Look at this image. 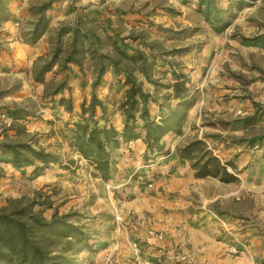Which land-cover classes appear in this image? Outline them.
<instances>
[{"label":"rangeland","instance_id":"obj_1","mask_svg":"<svg viewBox=\"0 0 264 264\" xmlns=\"http://www.w3.org/2000/svg\"><path fill=\"white\" fill-rule=\"evenodd\" d=\"M19 1L22 5L12 19L13 40L24 51L9 69L0 61V141L41 147L57 156L59 163L37 174L33 167L19 170L0 159V211L33 203V212L45 220L69 215L91 232L90 244L97 251L112 234L113 224L128 234L143 227L147 236L161 240L163 232L153 229L148 217L123 218L117 200L125 191L131 194L135 185L140 192L174 196L169 190L172 181H161L163 176L175 174L172 163L166 161L199 141L200 149L187 162L194 175L204 165L212 175L204 179L215 186H203L201 192L203 198H216L206 208L228 233L227 253L234 257L247 254L251 257L248 264H264V145L254 141L264 136V0H206L222 19L224 27L219 32L199 12L202 0H62L47 12L48 27L34 45L27 42L37 21L30 11L50 0H16L8 8ZM4 26L0 24V53L9 51L8 43L1 41ZM75 28L89 36L80 66L65 63ZM128 48L146 54L152 51L172 62L188 80L194 101L178 138L155 145L150 161L143 160L142 155H148L144 144L110 148L106 151L109 169L104 174L93 165L96 154L72 140L69 129L93 94L106 106L111 123L121 127L127 87L118 83L106 58L126 69L158 104L177 103L169 87L174 78L167 68L155 66L145 78L139 66L119 51ZM177 50L183 52L174 53ZM50 60L52 69L42 84H36L34 71ZM101 65L108 71L95 86ZM61 98L71 101L70 112L59 104ZM4 108L24 110L27 119L13 123L3 114ZM95 111L99 116L100 109ZM151 162H159L163 176L142 185ZM129 181L140 184L126 185ZM134 239L129 236V244L139 254ZM231 247L236 254L229 253ZM78 248L70 255L79 264H91L92 256Z\"/></svg>","mask_w":264,"mask_h":264},{"label":"trees","instance_id":"obj_2","mask_svg":"<svg viewBox=\"0 0 264 264\" xmlns=\"http://www.w3.org/2000/svg\"><path fill=\"white\" fill-rule=\"evenodd\" d=\"M15 1L0 0V24L10 19L8 5ZM61 1L50 0L36 9H31L30 12L37 16V21L29 33L27 42L30 45H34L43 36L50 20L47 12L55 9L56 4ZM198 8L211 28L215 32L221 31L224 24H220L222 19L218 17V11H213L214 8L206 0H202ZM72 34L70 52L65 63L80 66L81 57L87 52L86 43L89 41V36L83 33L80 28L72 30ZM119 51L127 61L139 66V70L145 78L149 77V70L155 66L167 68L166 71L174 78L173 84L169 87L172 89V97L177 103L174 106L158 104L155 99L142 90L141 85L135 82L126 69L119 68L117 63L106 58L114 68L113 72L118 83L127 87L124 101L121 104L124 116L121 127L118 128L111 123L106 113V106L93 94L88 107L82 104L79 120L72 122L71 129H69L72 140L82 142L87 149L96 154L97 158L92 161L93 165L104 174L108 173L109 169L107 149H119L123 145L137 140L146 146L148 155H143V160L150 161L148 157L152 154L155 145H158L166 137L178 134L194 101L190 94L188 80L175 70L172 62L152 51L148 54L133 48L119 49ZM181 52L183 51H174L177 54ZM52 66L53 62L50 60L36 69L33 81L36 84H42ZM107 71L108 68L101 65L97 71L95 86L99 84ZM166 101H169V98ZM59 104L66 105L67 111H71L70 100L65 101L61 98ZM150 104L155 107L151 109ZM97 107L100 109L99 116L95 111ZM151 111L154 114H151ZM2 112L13 123L25 121L28 116L24 110L4 108ZM247 120L252 122L253 118ZM254 141L264 145V136ZM201 145L199 141L189 143L177 152L179 158L187 161L192 160L193 154L200 149ZM3 158L15 169L33 167V171L37 174L43 172L50 165L59 163L57 156L46 152L41 147L30 143L10 142L6 139L0 141V159ZM213 161L216 163L215 167L218 168V163ZM158 175L159 173H156L154 169L150 170L146 181L141 184L146 185ZM207 176H212L207 171V165L203 166L201 172L195 174L197 178ZM33 205L32 203L9 212H5L4 209L0 211V264H79V261L75 260L70 253L77 247L82 250H92L90 241L93 236L91 232L71 221L69 215L61 217L54 215L51 219L45 220L39 216V212H33ZM40 205L42 206V204Z\"/></svg>","mask_w":264,"mask_h":264},{"label":"crops","instance_id":"obj_3","mask_svg":"<svg viewBox=\"0 0 264 264\" xmlns=\"http://www.w3.org/2000/svg\"><path fill=\"white\" fill-rule=\"evenodd\" d=\"M21 5L20 1L12 4L9 9L11 17L4 22L1 41L8 43L6 45L9 47V51L0 53V61L3 62L5 69H9L13 63H18L20 52L24 51L23 45L21 46L13 40L16 38V29L12 19L16 17V11ZM179 133L166 137L163 141L169 143L178 138ZM139 144L143 145L140 140L130 142L123 145L122 149L135 147ZM175 156L176 159L169 158L170 161H166L172 163L173 172H175L170 178L162 175L159 162H151L152 165H149L150 170L154 169L156 173H159L153 181L162 176L161 181H172L169 190L173 191V194L175 193L174 196H170L168 193L148 192V190L140 192L141 188L136 189V185L134 186V184L140 183L129 181L126 185L130 183L131 186H134L131 194L129 193L130 196L127 194L128 191H125L117 200L118 206H120L119 212L123 218H127L129 215L141 219L148 217L153 229L163 232V238L156 240L158 238L147 236L143 227L135 228L128 234L122 231L118 225L113 224L112 234L101 243L98 251L93 248L90 251L87 250V253L92 256L91 264H143L147 259H152L159 264H248L251 261V257L247 254L234 257L227 253L228 233L219 226L220 224L215 220L214 212L206 208L207 204L213 203L216 198L213 196L203 198L202 187L208 185L214 187L215 183L212 184L204 178L195 177L187 160ZM157 186L159 185L156 184L155 187L157 188ZM231 194L226 196L229 198ZM237 199L235 197V200ZM129 236L137 238L134 240H138L139 254L137 250L130 247Z\"/></svg>","mask_w":264,"mask_h":264},{"label":"built area","instance_id":"obj_4","mask_svg":"<svg viewBox=\"0 0 264 264\" xmlns=\"http://www.w3.org/2000/svg\"><path fill=\"white\" fill-rule=\"evenodd\" d=\"M229 253H231V254H236L237 253V251H236V249L235 248H233V247H231L230 249H229ZM143 264H154L153 262H149V261H145V262H143Z\"/></svg>","mask_w":264,"mask_h":264}]
</instances>
